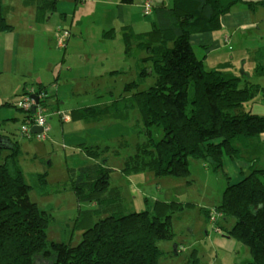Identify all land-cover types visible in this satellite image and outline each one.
Here are the masks:
<instances>
[{
    "label": "trees",
    "instance_id": "1",
    "mask_svg": "<svg viewBox=\"0 0 264 264\" xmlns=\"http://www.w3.org/2000/svg\"><path fill=\"white\" fill-rule=\"evenodd\" d=\"M240 2L174 0L169 7H154L148 30L122 35L125 56L144 53L137 60V79L123 85V95L84 104L71 110L70 118L128 119L131 111H138L146 139L124 160L121 172L127 176L150 172L159 178H188L190 158L215 170L224 156L236 161L241 178L228 180L221 201L201 211L206 220L218 218L214 227L221 230L220 236L233 237L249 249L252 258L247 264H264V168L256 167L257 157L243 155L262 144L264 116L245 110L244 104L264 87L231 72V60L209 67L190 43L193 34L219 29L221 18ZM54 4L45 0L40 7ZM245 4L256 9L264 0ZM6 10L0 0V33L13 29ZM104 36L112 37L113 31ZM150 77L152 82L140 89ZM12 106L4 102L0 108ZM6 121L0 119V264H160L164 251L157 242L173 238L172 216L190 203L155 199L143 211H129L121 189L110 184L105 156L109 147L82 143L76 150L87 163L70 167L63 187L78 203H87L75 223L82 238L75 245L49 241V215L28 196L30 188L47 191L45 175L35 176L32 185L26 183L18 163L19 144L4 128ZM153 127L161 129L160 137H155ZM229 220L234 223L227 228ZM186 264H200L195 249Z\"/></svg>",
    "mask_w": 264,
    "mask_h": 264
},
{
    "label": "rangeland",
    "instance_id": "2",
    "mask_svg": "<svg viewBox=\"0 0 264 264\" xmlns=\"http://www.w3.org/2000/svg\"><path fill=\"white\" fill-rule=\"evenodd\" d=\"M42 1L44 0H2V3L7 8L8 20H14L19 15L27 16L28 11L34 12L37 16L42 9L40 7L43 6ZM148 1L151 3V0ZM9 5L17 6L21 10L12 13L13 10L10 9ZM150 5L152 8V3ZM29 7L33 9L28 10ZM248 9L250 8L248 7ZM44 12L45 9L43 8L42 14ZM142 18L144 28L138 26L136 31H146L150 28L149 22H151L153 15L150 14V16ZM31 26L32 28L26 31L18 26L16 32H14L16 36L13 42H16L14 44L16 50L13 70L11 73L0 74V103L3 100L1 105L4 102H10L14 107H1L0 119H8L4 128L13 133L14 139L18 141L20 151L18 163L23 171L26 183L32 185L35 183V176L38 174L45 175L47 191L40 193L36 188H30L28 196L30 201L36 203L40 209L45 210L49 215L47 239L72 245L81 240L82 230L77 229L75 223L79 216V209H87V203H78L75 194L70 190L63 189V187L69 178L70 167L81 165L82 162V165L87 163L83 153L76 150L75 144H85V146L95 144L109 147V151L107 154L105 153V156L107 159L106 167L110 168V184L121 189L124 203L129 211H143L146 209L147 203L155 199L163 201L177 200L191 204L172 216L173 238L157 242L160 249L164 251L160 264H186L194 249L197 251L200 264H247L252 258L249 249L233 237L220 236V234L222 235L221 230L214 227L218 218L211 216L206 220L204 213L201 211V208L214 207L221 201L223 191L228 184L227 181L231 182L235 179L237 173L236 167L232 163L225 161L219 169L215 170L211 167H205V164L201 161L190 158L188 178H159L150 172L127 176L121 172L124 160L133 153L134 145L137 142H143L146 139L144 125L138 111H131L128 119L116 120L106 116L103 118L95 116V119L88 120H71L70 112H67V107H82L85 103L86 105L106 103L117 98L123 93L122 88L125 83L137 79V60L140 56H144V53L134 51L131 56L127 55L125 57L128 58L124 59L122 53L125 49L122 41L119 38L106 40L105 44L101 45V49H104V45H106L101 54H99L100 50L96 51L100 59L95 61L92 57L97 66L89 67L92 70L97 68V72L101 75L104 72L97 79L94 76L92 77L93 80H97L98 85H91L90 90H92V93L89 95L80 92L79 95L73 96L70 94V85L61 83L57 88V82H55L60 62L65 55L64 50H58L54 40L51 43L47 39L44 40L42 26L37 27V24ZM59 29V27H55L54 34L56 33L61 40L66 38L63 43L56 39L57 45L63 48L68 35L63 37V32L60 33ZM113 35L117 36L118 34L114 33ZM257 39L258 36L250 40L255 41ZM90 40L95 41L97 37L90 36ZM261 45H264V35ZM75 47L77 45L73 46V48ZM263 51L264 46L261 47L259 56ZM68 52H66L64 58L67 57ZM69 53L72 55V59L68 56V63L76 71L82 66L76 59L78 51L71 49ZM231 54L234 55V53ZM246 56L250 55L246 54ZM49 60L58 61L56 74L55 71H48V66L53 62ZM241 62V58L235 55L229 68L231 72L241 75ZM243 67V71L247 73L243 75L248 81L258 84V88L264 87V74H261L259 70V63L253 64L247 59L243 62ZM109 71L118 76H109ZM62 73V77L66 75L64 70ZM39 80L46 82V87L37 86ZM149 81L152 82V77L147 78L140 89L144 88ZM24 82L27 84L22 88L23 92L20 96H16ZM242 85L243 81L239 83L240 87ZM96 88H98L97 93ZM79 90L75 86V91ZM27 91L35 93L32 97L35 102L41 104L40 110H47L45 115L48 130L43 139L36 136V138L27 137L21 131L23 126H30L26 122L30 113L23 112V102L20 104L21 97L25 96ZM108 91L110 93H106ZM43 94L44 96H42ZM56 99H59V107H64L67 110L66 112L62 109L52 110L54 109L52 106L57 103ZM50 104L53 105L50 106ZM244 105L245 110L264 116V92L259 89L257 95ZM37 107L35 108L37 109ZM50 117L51 119H49ZM64 117L68 120L63 121L62 118ZM151 129L155 137L158 138L162 135L161 129L156 127ZM260 141L262 143L260 148H257L256 151L244 150L243 155L244 157H257L256 167L264 168V133L261 134ZM226 159L233 161L231 158L224 156L223 160ZM238 169L240 172L239 165ZM244 170L247 171L246 168ZM154 179L157 181L153 182ZM233 223V220H229L226 223L227 228L231 227Z\"/></svg>",
    "mask_w": 264,
    "mask_h": 264
},
{
    "label": "crops",
    "instance_id": "3",
    "mask_svg": "<svg viewBox=\"0 0 264 264\" xmlns=\"http://www.w3.org/2000/svg\"><path fill=\"white\" fill-rule=\"evenodd\" d=\"M250 1L256 0H243V2L234 5L231 11L221 18V26L219 29L213 32L197 33L190 36L191 45L194 49H197L198 51L200 50L201 53H203V58L209 67H215L226 60L232 61L234 60V56L237 55L238 58H241L242 60L241 76L247 74L243 71V62L247 59L253 64L259 63V70L261 71V74H264V51L262 52V55L259 56L260 49L264 46L261 45L264 35V6L257 7L256 9H248L245 2ZM54 2L55 4L52 8L45 9L44 14H42V8L40 13L37 10L39 13L37 16H35L32 11H28L29 15H19L18 18L14 20H8V15L6 16L8 23L13 26V29L10 32L0 33V74L11 73L13 70L15 59L14 54L16 50V46H14L16 42H13V39L16 36L14 34L16 28L20 26L26 31L32 28L31 25L37 24V27L42 26L44 40L47 39L50 43L54 40L55 46L58 47L57 49L64 50L65 55L66 52H68V50L70 52L71 49L73 51H78L76 59L82 64V66L74 71L72 65L68 63V56L72 59V55L69 52L67 53V57L64 58V55L60 62L59 71L55 77L57 88H59V85L62 83L71 86L70 94L73 96L79 95L80 92L89 95L92 93V90H90L92 87L91 85H98L97 80H93L92 77L94 76L97 79L104 74V72L102 75L99 74L97 68L96 70L89 68L97 66V64L93 62L92 57L95 61L100 59L96 51L100 50L99 54H101L106 47V45H104V49H101V45L105 44L108 39L115 40L119 38L125 49V44L122 39L124 32L131 30L135 32H143L136 30L138 26L142 29L144 28V23L141 20L142 17H146L143 15L141 8L144 0H130L129 2H122L121 0H54ZM173 2L174 0H151V15H153L154 7H169ZM9 7L13 10L12 13L21 10L18 9L17 6L9 5ZM30 9L33 8L29 7L28 10ZM142 19L144 20L145 18ZM55 27H59L60 30L65 29L69 31V37L63 48L59 47L56 43L57 35L56 33L54 34ZM110 30L113 31V34L117 33L118 35L106 38L104 35ZM90 36L97 37V40H90ZM256 36H258L257 40H250ZM251 42H253V44H251ZM71 43H73V45H71ZM75 45H77V47L73 48ZM124 51L122 55L124 59H126L128 57H125ZM231 53H234V55ZM246 54H249L250 56H246ZM232 64L234 65L233 62ZM57 68L58 61L54 60L51 65L48 66V71H55L56 74ZM63 70L66 75H63L62 77ZM110 72L111 71L108 72L109 76H118L111 74ZM26 84L27 83L24 82L20 91H16V96L21 93L22 88ZM46 84V82L40 80L37 82V86L41 87H46ZM75 86L80 90L75 91ZM97 89L98 88H96V93ZM56 100L57 103L55 106L50 104V106L53 105L52 107L54 109L52 110L56 111L62 109L66 112L67 110H65L64 107H59V99ZM2 102L3 100L1 103ZM78 107L80 106L67 107V112H71V110ZM49 119H51V117ZM79 145L80 144H75L76 147ZM225 161H229L236 167L235 170L237 173L235 179L231 180V182L238 181L242 175L239 172L237 162L234 160L231 162V160L226 159L223 163ZM155 181L157 180L154 179L153 182ZM206 234L208 235L207 231Z\"/></svg>",
    "mask_w": 264,
    "mask_h": 264
},
{
    "label": "built area",
    "instance_id": "4",
    "mask_svg": "<svg viewBox=\"0 0 264 264\" xmlns=\"http://www.w3.org/2000/svg\"><path fill=\"white\" fill-rule=\"evenodd\" d=\"M150 4L151 3L148 0H145V2L142 3V6L141 7H142V13H143V15L147 16V15H150L151 14L152 8H151V5ZM63 30H65V29H63ZM63 30H60V33L63 32V35L62 36L65 37V35H68V37H69V31L68 30L63 31ZM57 39L59 40V42H62L63 43L64 39H66V38H63L61 40L60 37L57 36ZM62 43H60V44L62 45ZM33 93L34 92H32V91H27L26 95L23 96V97H21L20 104H21V102H23V106H22L23 108L22 109L25 112L30 113V115L26 119L27 120L26 122H27L28 125L31 126V127L30 126H23L21 128V131L27 137H30V136L31 137H35L36 136L39 139L40 138L43 139L46 131L48 130V128L46 126V115H45V113H46L47 110H44V109L43 110H40V108H41L40 105L41 104L39 102H35L34 101V98L32 97V95H34L35 93L34 94ZM42 96H44V94ZM38 104H39V106H38ZM35 107H37V109ZM32 108H35V110L32 111ZM62 119H63V121H67L68 120V118H65V117L62 118ZM32 127L40 128V131L39 132L32 133V131H31V128Z\"/></svg>",
    "mask_w": 264,
    "mask_h": 264
},
{
    "label": "water",
    "instance_id": "5",
    "mask_svg": "<svg viewBox=\"0 0 264 264\" xmlns=\"http://www.w3.org/2000/svg\"><path fill=\"white\" fill-rule=\"evenodd\" d=\"M34 110V108L32 109V111ZM31 131L33 132V133H35V132H39L40 131V128H37V127H32L31 128Z\"/></svg>",
    "mask_w": 264,
    "mask_h": 264
}]
</instances>
